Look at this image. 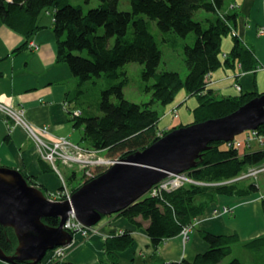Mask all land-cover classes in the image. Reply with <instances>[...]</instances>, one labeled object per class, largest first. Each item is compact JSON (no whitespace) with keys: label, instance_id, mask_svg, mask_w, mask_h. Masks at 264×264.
Instances as JSON below:
<instances>
[{"label":"trees","instance_id":"obj_1","mask_svg":"<svg viewBox=\"0 0 264 264\" xmlns=\"http://www.w3.org/2000/svg\"><path fill=\"white\" fill-rule=\"evenodd\" d=\"M91 1L83 0V3L89 5ZM97 1L96 7H89L85 12L77 0H0V19L26 38V42L44 28L39 22L42 15H52L57 63L67 65L77 80V88L68 100L73 103L69 120L74 127L81 128L80 142L84 150L123 160L150 147L173 129L187 126L161 132L157 127L162 116L155 107L170 105L181 89L197 99L190 124L225 118L264 94L246 93L240 88L237 95L219 96L210 90L213 82L208 85L205 81L218 68H231L235 63L245 74L256 73L260 68L254 50L244 45L234 31L238 13L232 0H128L130 11L118 8L122 0ZM200 11L207 16L197 21L195 17ZM229 36L232 47L222 57V42ZM164 45L182 49L188 70L185 77L177 71H158ZM136 62L142 65L141 90L151 94L148 103L135 104L126 100L123 93L130 82L127 65ZM256 132L264 136V125ZM41 165L42 172L55 171L42 160ZM262 165V148L242 151L233 144L211 143L197 160L196 167L185 173L194 184L147 194L113 215L125 217L138 229L141 223L137 219L148 222L144 231L145 249H148L142 257L144 264H219L232 254L237 243L264 264V234L241 242L236 232L218 235L199 230L208 249L194 260L166 262L159 254V247L167 240L188 227L196 228L198 218L217 207L219 196L241 198L258 193L254 183L244 185L241 183L248 180L237 179L248 169ZM109 167L97 165L83 169L84 176L76 187L71 186L77 175H67L66 185L73 194ZM88 169L92 177L85 176ZM26 178L30 186L36 187V178ZM260 207L264 215V194ZM44 222L51 227L59 225L57 218H44ZM104 238L105 256L100 261L107 264H122L120 254L133 248L137 241L135 234L128 230L111 232ZM17 245L13 230L0 225V248L5 255L13 256ZM51 264L71 263L57 260ZM230 264L241 262L233 259Z\"/></svg>","mask_w":264,"mask_h":264},{"label":"crops","instance_id":"obj_2","mask_svg":"<svg viewBox=\"0 0 264 264\" xmlns=\"http://www.w3.org/2000/svg\"><path fill=\"white\" fill-rule=\"evenodd\" d=\"M231 2L232 5L235 4L238 13L237 27L234 31L244 45L254 50L260 68L256 73L245 74L239 64L235 63L234 67H220L215 70L210 75L213 82L210 90L219 96L237 95L239 90L236 85L242 92H258L257 77L259 73H264V36L258 34L259 29L264 27V0ZM52 21L51 14L42 15L39 22L44 28L28 40L29 43L40 46L39 50L33 52L27 46L26 38L11 30L0 19V104L21 109L25 122L35 130L47 127L50 136L40 134L46 143H51L55 136L67 138L81 146L82 130L74 127L69 120L73 103H68V100L77 88V80L67 65L57 63V43ZM226 41L229 48L222 49V57L232 47V37H227ZM190 98L191 96H187L186 101ZM197 105L198 103L193 108ZM193 108H189L190 112ZM172 110L177 111V107L163 108L160 113L165 118L171 115L174 120L179 119L178 112V117H174ZM188 124L190 123L172 122L169 128L164 130ZM41 160L39 148L26 129L13 123L0 111V166L21 171L24 177L36 178V187L46 195L61 187V178L55 171L42 172ZM60 174L62 175L61 171ZM261 198L262 195L258 193L241 198L219 196L217 207L209 209L205 217L198 218L196 222L198 225L190 232L188 240L185 241L183 236L177 235L159 247V254L166 262L194 260L197 255L208 249L199 230L218 235L236 232L241 242L263 235L264 215L260 207ZM256 204L258 209H255ZM223 206L233 207L234 213L218 216L211 213ZM137 222L141 223L139 229L131 225L125 217L118 215L104 217V220L94 227L97 233H92L87 238L79 233L73 235L72 243L67 247L63 260L71 264H107L100 261L105 256V235L128 230L135 234L137 241L133 248L120 254V261L122 264H135V259L142 258L148 250L145 249L147 238L144 232L148 222L140 218ZM0 264L7 263L0 261ZM45 264H49L47 259Z\"/></svg>","mask_w":264,"mask_h":264},{"label":"water","instance_id":"obj_3","mask_svg":"<svg viewBox=\"0 0 264 264\" xmlns=\"http://www.w3.org/2000/svg\"><path fill=\"white\" fill-rule=\"evenodd\" d=\"M262 125L264 94L225 118L173 129L150 147L111 165L63 202L48 200L21 171L0 166V225L13 230L18 244L13 256L0 248V261L40 264L48 251L72 243V234L64 228L70 214L83 227H94L103 217L132 206L163 179L189 173L211 143L232 142ZM44 218H57L59 225L51 227Z\"/></svg>","mask_w":264,"mask_h":264},{"label":"built area","instance_id":"obj_4","mask_svg":"<svg viewBox=\"0 0 264 264\" xmlns=\"http://www.w3.org/2000/svg\"><path fill=\"white\" fill-rule=\"evenodd\" d=\"M258 34L260 36H264V27L260 28L258 31ZM30 46V49L33 52H36L39 50L40 46L38 44H33L30 42L28 44ZM209 76H206L205 81L210 85L212 82L208 78ZM237 89L240 90V87L237 86ZM0 111L5 113L15 124H19L23 126L27 133H29L31 139L37 144L39 148V154H41L42 160L46 162L48 165H51L52 168H54L55 172L58 176H60L62 184L61 188L57 189L53 194L47 193L45 196L50 200L51 202H63L65 200H70L71 195L69 192L68 187L65 185L64 179L62 175L60 174V171L58 169V166L56 165L57 162L62 163L63 165H70L73 166L75 164H78L80 167L86 169L87 166H97L101 165V162L99 161H87L85 158L86 156H92L93 154H96L98 152H92L89 150H84L79 144L73 143L67 138L64 137H53V140L51 143H46L40 134H45L50 136L47 127H42L38 130L33 129L30 125L27 124L24 120V113L21 109L17 108H11L9 106H5L0 104ZM172 115L174 117H178L176 115V111L172 110ZM75 114H79V112H75ZM243 137L239 138V141H236L234 143L228 142L227 145L230 146L231 144L235 145L236 148L242 150V151H250V150H258V149H264V136L259 135L256 131H249L242 133ZM257 145V149H253L254 145ZM85 159V160H84ZM90 168V167H89ZM264 172V165L262 167H256L248 169L247 171L243 172L239 179L241 180H252L257 179L258 175L262 174ZM89 177H92V174L89 173ZM186 183H193L192 180H190L185 174L184 175H171L167 177L166 179H163L161 183L153 186V188L148 192V194H156L157 192H162L164 190H174L175 188L185 185ZM234 211L233 207L223 206L220 207V209H214L211 213L214 216H218L220 214L225 215H231ZM64 228L66 230H69L72 235L75 233H79L82 237L87 238L92 233H97V230L94 227L85 228L83 227L78 220L75 219L73 214H70L68 217V220L66 221V224L64 225ZM192 230V227H188L184 229L181 232V235L183 238L188 240L189 234ZM68 247V246H67ZM67 247H56V249L52 251H48L47 255V261H49V264H51L53 261L57 260H63L66 256V250Z\"/></svg>","mask_w":264,"mask_h":264},{"label":"rangeland","instance_id":"obj_5","mask_svg":"<svg viewBox=\"0 0 264 264\" xmlns=\"http://www.w3.org/2000/svg\"><path fill=\"white\" fill-rule=\"evenodd\" d=\"M80 2L84 9L85 12L89 11V7L93 8L96 7V5H98V1L97 0H93L91 1V3L89 5H85L83 3V0H77V2ZM121 11L125 10V11H130L131 7L129 4L128 0H122L119 4L118 7ZM197 16L195 17V19L197 21L203 20L207 15L203 12L200 11L199 13L196 14ZM226 39L227 37H224L223 42H222V49H228L229 46L226 45ZM163 50V55L161 58V63L158 66V71H177L180 73V75H182V77H185V75L187 74L186 70V66L184 63V60L182 59V49L179 50H174L171 49L169 46L167 47L166 45H164L162 47ZM141 69H142V65L139 64L138 62L136 63H130L129 65H127V72L129 73V77H130V82L129 85L126 86V88L124 89L123 93L125 95V99L129 100L135 104H141V103H148L149 100L151 99V94H147L144 93L141 90ZM258 93H264V73H259L258 75ZM237 92V90H235ZM187 96H189L184 89H181V91L178 92V94L176 95L175 99L173 102H171L170 105H167L166 107H162V106H156L155 108L157 110H159L160 112L162 111L163 108L166 109H171V107H177V112L178 115H180L179 119L174 120L172 118V116L170 115V111L168 113V115H170V117H161V120L159 121L157 127L159 129V131L164 130L169 128V125L172 124V122H174L175 124H187V123H191L193 122V114L192 112H190L189 108H193V106H195V104L197 103V99L195 96L191 97L188 101H186ZM243 137V136H241ZM258 146L255 144L253 149H257ZM85 158L87 161H99V163L101 162V166H111L117 162H119V159H111L108 156H105L103 153H96L93 154L92 156H86ZM85 160V159H84ZM56 165L59 167V170L61 171L62 175L64 178V182L65 185L67 183H69V181L67 180V175H71L72 173H75L76 176V180L72 182V186L71 187H76L78 186V184L82 181V177L84 176V168L80 167L78 164L73 165L72 167L68 165H63L60 162H57ZM93 168L94 166H87L86 168ZM91 170H87L85 176H88ZM89 177V176H88ZM67 180V182H66ZM254 183L257 188H259V192L258 195H262L264 194V172H262V174L258 175L257 179H252V180H248L245 182H242L241 184L244 185H249ZM60 184V183H59ZM62 184V181H61ZM60 184V186H61ZM68 187V185H66ZM62 187V186H61ZM60 187V188H61ZM70 195H72V192L70 190V188L68 187ZM57 191H50L52 194ZM257 194V193H256ZM59 201V200H56ZM255 209H258V204L255 205ZM104 220V217L101 221ZM101 221L99 222V224L101 223ZM71 233V232H70ZM72 234V233H71ZM78 235V233H75L74 235ZM181 235V233H180ZM182 236V235H181ZM73 237V235H72ZM72 241V240H71ZM52 251V250H51ZM49 253L47 252L46 257L42 260L41 263L46 262L47 259V255ZM233 259H238L241 264H260L257 256L251 254L248 250H246L245 248L243 249V247L241 246V244L237 243L234 244L233 247V252L230 256L224 258L222 260L221 263L219 264H230ZM135 264H144V260L142 258H136L135 259ZM260 260V259H259ZM40 263V264H41Z\"/></svg>","mask_w":264,"mask_h":264}]
</instances>
